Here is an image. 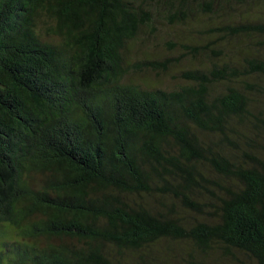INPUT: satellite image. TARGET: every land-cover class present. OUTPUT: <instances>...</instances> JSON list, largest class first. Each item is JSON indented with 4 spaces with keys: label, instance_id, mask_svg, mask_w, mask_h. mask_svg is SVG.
<instances>
[{
    "label": "trees",
    "instance_id": "1",
    "mask_svg": "<svg viewBox=\"0 0 264 264\" xmlns=\"http://www.w3.org/2000/svg\"><path fill=\"white\" fill-rule=\"evenodd\" d=\"M151 19L134 0H0V264H170L162 240H189L203 255L219 244L264 264V160L223 152L239 147L231 119L264 126L250 93L226 83L264 77V59H247L243 72L183 73L193 87L173 91L127 83L123 50ZM217 31L251 36L264 25ZM203 165L230 184L207 180ZM201 205L217 221L187 222ZM187 255L185 264H203Z\"/></svg>",
    "mask_w": 264,
    "mask_h": 264
},
{
    "label": "rangeland",
    "instance_id": "2",
    "mask_svg": "<svg viewBox=\"0 0 264 264\" xmlns=\"http://www.w3.org/2000/svg\"><path fill=\"white\" fill-rule=\"evenodd\" d=\"M137 5H142L151 12L152 19L144 26L134 40L126 43L123 50L124 81L147 89H162L166 91L178 90L182 87H190L194 82L181 77V74L200 70L204 73L213 72L214 64L221 70L224 65L229 68L243 72L246 69L247 59H264V34H252L251 36L227 37L224 31H217L228 26L242 24H263L264 25V0H187L180 6L174 0H134ZM210 7V8H209ZM208 9V11H205ZM184 20L181 21V17ZM261 41L263 45L253 43ZM210 44V52L205 53L202 49L194 55V50L189 47H200ZM243 46H239V45ZM239 46V47H238ZM216 51L219 55H214ZM216 59L210 58V55ZM164 64L167 67L162 69L149 63ZM236 76L230 82L231 86L249 92L252 100L250 110L254 115L264 118V93L257 92L253 88L247 89L246 84L264 87V77L259 74ZM238 77V78H237ZM225 82L215 84L209 94L210 97L225 91ZM255 123V122H254ZM256 124V123H255ZM236 131L230 134L231 140L235 141L238 149L225 145L223 152L233 158L232 162L245 159L242 151L253 152L258 158L264 160V126H252L250 122L231 119L230 125ZM197 136L205 143L213 141L219 145L218 137L195 130ZM229 134V133H228ZM253 139L254 143L251 142ZM236 159V160H233ZM207 180H214L222 185L230 184L227 178L212 171L208 165L201 166ZM36 181L38 177L35 176ZM38 186L39 183H31ZM207 187L213 189L209 183ZM214 190L221 196L225 192ZM199 201L205 203L209 194L203 191ZM155 196V195H154ZM142 200L154 201V197L144 194ZM187 222L194 224L196 219L204 222L217 221V215L212 212L209 206L201 205V211L185 212ZM13 235L11 228H6L4 238ZM42 236L38 242L45 244L52 242ZM162 251L165 249L169 255L170 264H185L188 253L193 251L195 258L203 264H258L253 258L241 251L231 250L230 254L224 255L223 248L219 244H213L208 254L203 255L200 251L194 250L189 240H162L160 242ZM168 248H170L168 250Z\"/></svg>",
    "mask_w": 264,
    "mask_h": 264
}]
</instances>
